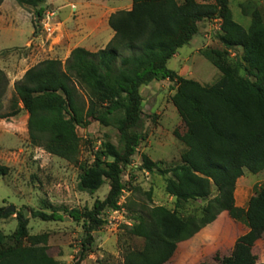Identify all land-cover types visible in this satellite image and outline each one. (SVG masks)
<instances>
[{"label":"trees","instance_id":"1","mask_svg":"<svg viewBox=\"0 0 264 264\" xmlns=\"http://www.w3.org/2000/svg\"><path fill=\"white\" fill-rule=\"evenodd\" d=\"M14 1L34 11L35 27L48 10L47 0ZM249 18L247 29L235 23L229 0H132L129 11L110 16L114 37L103 50L74 49L64 64L41 62L15 84L9 112L0 113V120L26 112L33 147L79 166L77 128L86 129L95 122L113 128L119 136L118 146L107 138L92 164L79 167L80 191L94 194L108 185L105 199L96 201L90 211L68 212L74 222L82 221L83 247L92 245V233L103 226L101 214L120 210L123 171L146 140L141 88L168 81L173 91L170 102L184 129L182 134L174 131L173 136L184 150L179 163L170 167L143 155L138 170L166 178L165 193L174 199V208L146 206L132 212L122 204L130 209L134 221L128 234L142 241L140 249L125 254L123 264L167 263L178 244L193 238L223 213L244 222L248 231L219 264H255L252 249L264 236V183L245 209L236 207L234 198L236 182L244 171L256 175L264 170V20L257 10ZM213 20L220 21L217 38L221 48H206L200 54L220 78L204 86L169 70L167 63L199 33L201 23ZM238 50L239 56L231 60L228 51ZM7 86L0 70V112ZM8 173L0 164V176ZM196 202L204 205L184 215L185 207ZM3 211L0 208V219L8 217ZM33 218L62 220L55 212H35ZM16 219L10 236L0 233V264H60L48 254L47 236H30L23 213Z\"/></svg>","mask_w":264,"mask_h":264},{"label":"rangeland","instance_id":"2","mask_svg":"<svg viewBox=\"0 0 264 264\" xmlns=\"http://www.w3.org/2000/svg\"><path fill=\"white\" fill-rule=\"evenodd\" d=\"M52 6L50 10L56 9L58 4L52 3ZM229 6L234 22L244 29L249 27V15L254 10H257L264 20V0H229ZM0 7V69L13 74L8 77L4 72L8 86L1 100L0 113L6 114L9 112L10 99L18 81L17 74L21 75V72L35 65L34 61L31 62L35 56V52H32L34 44H31L30 49L25 44L35 40V45L38 46L42 39L44 42L48 39L51 43L57 30L54 18L50 24V32L44 31L41 21L35 27L34 11L19 6L14 0H4ZM55 13L58 16V13ZM218 35V24L214 20L201 23L199 33L188 45L178 50L177 58L171 59L167 68L201 85L215 84L220 74L201 56L200 51L206 48H221ZM228 54L231 60H236L240 50L228 51ZM22 58L26 60L20 64L19 60ZM141 89L142 131L146 140L137 148L131 164L123 171V205L127 204L132 212H139L146 206L173 209L174 199L165 193L166 178L138 170L142 165L143 155L154 163H162L163 167L179 163L184 147L173 133L178 131L182 134L184 129L170 102L173 94L172 84L162 82ZM27 119V113L20 111L7 120H0V164L9 169L6 176H0V208H14L13 213L7 214L8 217L0 219V233L10 236L16 229L17 215L26 212L28 234L47 236L48 254L58 263L81 261L83 264H123L124 256L129 250L142 247L141 240L128 234V229L134 221L127 206H124L126 214L122 217L113 216L110 210L101 214L104 224L92 233L93 242L89 247H83L85 230L82 221L74 222L68 216L71 210L90 211L96 201L105 199L108 193L106 184L94 194L78 189L81 174L79 167L92 164L94 155L107 138L118 146L117 132L113 128H103L95 122L86 129L77 128L76 133L80 138L79 166H74L33 147L28 139ZM263 183L264 170L256 175L244 171V176L236 182V207L245 209L249 199ZM214 195L213 192L212 197ZM203 205L202 202L188 205L183 213L188 215ZM35 212L47 215L55 212L62 220L43 222L33 218ZM247 231L244 222L233 221L223 213L193 238L178 244L173 257L165 264H219L218 260L229 257L235 241ZM252 255L255 264L264 263V236L253 247Z\"/></svg>","mask_w":264,"mask_h":264},{"label":"crops","instance_id":"3","mask_svg":"<svg viewBox=\"0 0 264 264\" xmlns=\"http://www.w3.org/2000/svg\"><path fill=\"white\" fill-rule=\"evenodd\" d=\"M52 3H57L58 7L50 10L53 8ZM46 5L49 9L47 11L54 12L57 32L51 43L47 41L48 39L45 42L42 39L38 46L35 45V40H30L25 44L28 49L31 48V44H34L32 52H35V56L31 62L34 61L35 65L30 68L47 60H58L64 64L70 53L77 48L90 53L103 50L114 37V32L108 24L110 16L119 11H129L132 7V0H47ZM32 33L33 30L31 35ZM37 35L39 36L38 33ZM173 58H177V54ZM25 60L22 58L19 63ZM26 71L21 72V75L17 74L18 81ZM3 72H6L8 77L13 75L10 71ZM178 75L182 77L181 74ZM162 82L154 81L148 86H155Z\"/></svg>","mask_w":264,"mask_h":264},{"label":"built area","instance_id":"4","mask_svg":"<svg viewBox=\"0 0 264 264\" xmlns=\"http://www.w3.org/2000/svg\"><path fill=\"white\" fill-rule=\"evenodd\" d=\"M54 16H55L54 12H52V11L45 13V15L43 16V19L41 21L44 31L50 32V24H51V21L53 20ZM214 22H216L218 24V28H219L220 27V21L214 20ZM123 200H124V197L121 198V200L118 204L119 207H121L120 210L111 211L113 216L122 217L123 214H126L125 209L122 207V204L124 202Z\"/></svg>","mask_w":264,"mask_h":264},{"label":"water","instance_id":"5","mask_svg":"<svg viewBox=\"0 0 264 264\" xmlns=\"http://www.w3.org/2000/svg\"><path fill=\"white\" fill-rule=\"evenodd\" d=\"M13 212H14V208H13V207H10V208L4 210V211H3V214H4V215H7V214H10V213H13ZM26 215H27V213L25 212V213H24V219L26 218Z\"/></svg>","mask_w":264,"mask_h":264},{"label":"clouds","instance_id":"6","mask_svg":"<svg viewBox=\"0 0 264 264\" xmlns=\"http://www.w3.org/2000/svg\"><path fill=\"white\" fill-rule=\"evenodd\" d=\"M47 12H50V11H46L45 13H47ZM45 15V14H44ZM42 21V20H41Z\"/></svg>","mask_w":264,"mask_h":264}]
</instances>
